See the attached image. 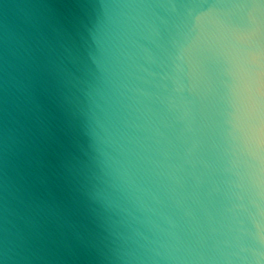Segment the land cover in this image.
Here are the masks:
<instances>
[{
  "label": "clouds",
  "instance_id": "1",
  "mask_svg": "<svg viewBox=\"0 0 264 264\" xmlns=\"http://www.w3.org/2000/svg\"><path fill=\"white\" fill-rule=\"evenodd\" d=\"M0 264H264V0H0Z\"/></svg>",
  "mask_w": 264,
  "mask_h": 264
}]
</instances>
